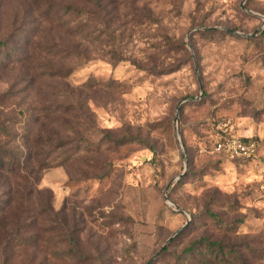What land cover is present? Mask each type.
<instances>
[{
	"label": "rangeland",
	"instance_id": "rangeland-1",
	"mask_svg": "<svg viewBox=\"0 0 264 264\" xmlns=\"http://www.w3.org/2000/svg\"><path fill=\"white\" fill-rule=\"evenodd\" d=\"M0 44V264H145L186 224L150 264H264V0H0Z\"/></svg>",
	"mask_w": 264,
	"mask_h": 264
},
{
	"label": "trees",
	"instance_id": "trees-1",
	"mask_svg": "<svg viewBox=\"0 0 264 264\" xmlns=\"http://www.w3.org/2000/svg\"><path fill=\"white\" fill-rule=\"evenodd\" d=\"M198 32H208V31H198ZM0 52L1 54L5 56L7 55H12V53H10V51H6V47L0 44ZM37 69H46L44 66H39L36 65ZM51 69V76L54 77L55 79L58 80H62L63 78L67 77L68 75L71 74L73 67H69L68 71L65 70V66L62 64L59 65H54ZM232 137V136H230ZM230 137H222L219 140L216 141L215 145L218 142L221 141H225L226 139L230 138ZM244 141L246 142H251L253 140V138H243ZM4 151L1 150L0 148V163L3 164L5 167V169L10 168V167H14L15 168V164L14 163H10L8 160L4 159ZM246 158H250V157H244ZM24 179V178H23ZM182 234V233H181ZM181 234L177 235L173 240L175 241L176 238H178ZM168 250V247L164 249L163 252H166ZM162 252V253H163ZM206 253H209L211 255H214V257L218 258L219 260H226L229 257V253L226 250V247L224 246V244L220 243L219 241L216 240H210L208 238H195L191 241V244L188 246V248L186 249V251L181 254L180 256H178V259L180 262L184 263V264H195L194 260H196L199 256H204L206 255ZM207 259V258H206Z\"/></svg>",
	"mask_w": 264,
	"mask_h": 264
},
{
	"label": "built area",
	"instance_id": "built-area-1",
	"mask_svg": "<svg viewBox=\"0 0 264 264\" xmlns=\"http://www.w3.org/2000/svg\"><path fill=\"white\" fill-rule=\"evenodd\" d=\"M216 150L231 157H250L255 153L254 141L246 142L238 136H232L215 145Z\"/></svg>",
	"mask_w": 264,
	"mask_h": 264
},
{
	"label": "water",
	"instance_id": "water-1",
	"mask_svg": "<svg viewBox=\"0 0 264 264\" xmlns=\"http://www.w3.org/2000/svg\"><path fill=\"white\" fill-rule=\"evenodd\" d=\"M229 31H231V32H233V33H235V34H241V35H243V36H250V35H252L253 33H251V34H249V33H242V32H239V31H237V30H234V29H228ZM180 104L181 103H179L178 104V106H177V108H176V116H175V118H176V120H178V117H179V108H180ZM182 149H183V156H184V159H185V162H186V153H185V150H184V148H183V145H182ZM185 173V172H184ZM184 173H182V174H180L179 175V177L180 176H182V175H184ZM171 183V182H170ZM170 183L167 185V187L170 185ZM167 187H166V189H167ZM166 197L168 198V196L166 195ZM181 211L182 212H185L183 209H181ZM187 225V224H186ZM185 225V226H186ZM185 226H183L182 228H179L178 230H176L174 233H173V235L172 236H170L169 238H168V240L165 242V244L153 255V256H151V258L149 259V260H147V262L145 263V264H150L153 260H155L161 253H162V251L165 249V247L167 246V244L172 240V238L174 237V236H176L179 232H181V230L185 227Z\"/></svg>",
	"mask_w": 264,
	"mask_h": 264
}]
</instances>
